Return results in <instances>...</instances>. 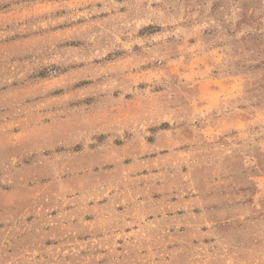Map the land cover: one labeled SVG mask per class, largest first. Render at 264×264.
Wrapping results in <instances>:
<instances>
[{
    "label": "rangeland",
    "instance_id": "1",
    "mask_svg": "<svg viewBox=\"0 0 264 264\" xmlns=\"http://www.w3.org/2000/svg\"><path fill=\"white\" fill-rule=\"evenodd\" d=\"M0 264H264V0H0Z\"/></svg>",
    "mask_w": 264,
    "mask_h": 264
}]
</instances>
